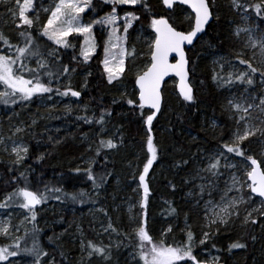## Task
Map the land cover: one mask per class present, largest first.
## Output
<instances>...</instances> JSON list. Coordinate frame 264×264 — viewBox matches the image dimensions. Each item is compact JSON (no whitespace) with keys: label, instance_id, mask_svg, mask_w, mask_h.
<instances>
[{"label":"trees","instance_id":"obj_1","mask_svg":"<svg viewBox=\"0 0 264 264\" xmlns=\"http://www.w3.org/2000/svg\"><path fill=\"white\" fill-rule=\"evenodd\" d=\"M145 2L150 6V12L145 11ZM260 2L253 0L252 5ZM101 5L96 1L87 13L97 15L110 9L108 5ZM124 8L138 13L144 27L151 28L150 20L152 13H155L157 18L163 16L170 18V22L175 21L179 30H190L192 16L190 14L185 19L183 14L189 10L181 5L175 4L172 9H166L160 0H141L134 6L118 9ZM215 10L217 15H214L204 32L185 48L195 102L184 101L177 92L176 84H166L168 80L161 89L162 111L153 121V135L160 151L158 161L154 162L147 178L151 190L148 227L150 235L159 241L164 229L171 225L173 231L166 239L174 245L185 243L186 232L191 230L194 234L193 254L196 255L200 249L215 252L220 264H264V215L254 217L258 221L256 224H244L239 219L232 220L227 227L220 225L219 228L208 229L212 234L210 238L203 245H197L203 239L202 221L193 180L212 145L225 139L230 128V122L224 118L222 111L226 89L224 85H218V79L213 78V60L221 55L234 57L241 49L228 23L230 10L218 0ZM252 10L254 17L264 24V10L259 14L254 7ZM6 17V7L0 4V31L5 35ZM30 17L46 21L47 14L43 6L34 1ZM39 28L37 24L31 29L35 42L41 50H49L51 45L40 34ZM69 39L72 41V38ZM9 40L12 42V36ZM99 40L101 45L103 40L100 36ZM74 46L75 52L72 47L56 50L58 60L56 57H45L47 67L38 70L41 81L53 89L52 93L34 96L30 101H21L17 97L15 102L9 98L5 103L0 99V138H10L16 128H21L23 131L17 134L28 146V152L19 164L14 163L15 156L0 146V202L6 194L25 184L39 192H44L45 186L48 189H61V193H46V201L35 207L36 220L29 222L25 233L18 235L21 250L17 256L2 260L8 264H34L33 256L22 251L32 248L34 243L47 253L46 257H41V264H103L99 257L89 261L87 254L81 255L77 229L84 234L85 243L93 241L110 246L112 264H127L129 254H133L136 248L130 213L122 197L131 190L133 171L137 167L142 170L146 159L147 125L144 124V118L151 110L145 108L141 115L138 107L127 104L128 98L136 99L138 103L135 75L125 73L119 84L109 85L101 65V49L98 48L89 62L83 64L80 58L72 60L74 54L78 57V46L76 43ZM3 49L6 46L0 42V54H3ZM136 51L144 52L139 45ZM36 59L25 60V70L17 74L31 79L27 69H37ZM60 61L64 65L70 64L76 71L63 74ZM48 72L52 75L49 76ZM69 84L73 90L81 92L79 98L57 94L56 89L63 92ZM246 87L252 90L254 84L246 83ZM56 98H61L60 102H56ZM67 107L71 111H67ZM102 110L111 112V115L106 116L104 132L98 136L101 125L85 123L78 117L98 119ZM212 120L217 125L213 126ZM114 134L118 141L123 138L118 150L102 149V154L95 156L93 144V149L87 151L90 143H98L99 139H108ZM42 154L43 159H38ZM93 156L95 163L92 167L97 183L102 175L111 173L99 188L94 187L83 172L74 171L77 167L86 168ZM13 177L17 180L14 181ZM58 195L60 199L55 198ZM71 195H77L78 198L73 200ZM12 205L16 207L18 203H10L8 207ZM91 208L96 216L90 213ZM173 208L176 212L170 214ZM109 220L116 231H104ZM107 235L114 237L113 243L107 240ZM15 242H1L0 247L14 245ZM236 242L246 244V248L229 250V245ZM135 258L139 259L138 255ZM140 263L143 264L142 261Z\"/></svg>","mask_w":264,"mask_h":264},{"label":"snow or ice","instance_id":"obj_2","mask_svg":"<svg viewBox=\"0 0 264 264\" xmlns=\"http://www.w3.org/2000/svg\"><path fill=\"white\" fill-rule=\"evenodd\" d=\"M105 4L111 3L113 7L111 11L106 13L104 16L98 19H93L90 23H85L82 20V15L86 13L87 9H90L92 0H54V5L44 9L47 14L46 21H41L38 17H30V12L34 10V0H14L11 7L8 8V14L16 29L19 32V37L22 40V46L20 43L12 44L9 38L0 31V42L6 46L7 50L11 53L10 55L0 54V84L4 86V91L0 92V99L7 103L8 99L19 98L21 101H30L34 96L41 94H50L53 89L47 84L41 81L38 70L45 69L47 67V59L45 57H56L58 60L55 49L41 50L40 46L36 44L35 39L32 35L31 29L37 24L40 25V34L47 37L54 45L67 49L72 47L75 52V46L71 43L69 37L83 36L84 41L80 44L79 57H82V62H87L92 58L93 53L97 49V41L93 35L94 26L101 25L110 29L108 32V38L104 42V59L101 61L103 65V72L106 76L107 83L109 85L119 84L126 71V60L131 58L133 62L136 57V49L132 48L131 51L125 46L129 36L128 30L132 27L134 20H139L140 17L136 16L133 12L124 13V24H123V35L119 34V26L117 21L120 19L118 15V6L121 5H136L141 0H103ZM174 3L177 0H163V4L168 8L172 9ZM181 5H188L194 13V22H190V30L184 31L179 30V25L175 21L170 22V18L160 16L157 18L155 13H152L150 20V27L155 34V39L148 43V62L144 65L142 70H139L135 74V86L138 89V103L136 99L128 98L127 104L130 106L138 107L143 110L147 106L151 110L150 114L144 118V124L147 125L146 141L144 153L146 159L143 162L142 170L137 167L133 171L132 182L137 183V187L133 189L134 193L139 195L137 215L130 216V223L135 225L133 229V237L136 248L133 256L139 257L135 260V264H187L188 260L193 261V264H201L193 254L194 234L191 230L186 232V242L179 245L168 243L166 237L173 231V227L169 225L167 229L161 234V239L157 241L152 235L148 227V207L150 197V185L148 176L150 170L153 169L154 162L158 161L159 157V145L155 141L153 135V121L157 118V114L162 111V95L160 84L165 76L169 72H174L176 76L180 78L179 92L184 101L194 103L195 95L193 88L187 82L188 80V69L189 59L185 53V45H192L194 38L197 37L198 33L205 30V26L209 23L212 16L209 3L207 0H178ZM232 5L237 9H244V3L242 0H232ZM254 7L257 14L264 10V0L255 5H248V8ZM145 11L150 12V6L144 3ZM241 30H237V35L240 34ZM245 32L250 30L245 29ZM247 46L253 49L252 59L256 58V50H259V56L264 66V35H261L258 39H253L250 35L247 42ZM175 54V63L169 62L171 54ZM37 58V69H27L28 74L32 77L26 79L22 73L25 70L24 61L29 58ZM77 55L72 56V60L76 61ZM239 62L247 66L248 71L239 72L235 75V80L246 82L248 85L254 83L253 74L259 72L261 75V83L264 84V71H260L257 67L253 66V63L248 59H240ZM60 65L63 68V74H69L75 72L76 69L69 65H64L60 61ZM49 76L51 72L47 73ZM88 75H91L89 73ZM217 79L216 76L213 77ZM233 75L229 73L228 80L225 83H231ZM87 78L85 77V86ZM57 94L60 96H69L79 98L81 96L80 91L73 90L71 85L65 87V90L61 92L56 89ZM126 95V94H122ZM49 99L51 97L49 96ZM255 99H259V103H255ZM116 101L114 100L113 103ZM230 109L233 110V118L235 119V128L229 142L221 146V150L213 157H210L211 163L207 167V171L215 174V171L219 168L221 160L227 161L229 157L223 151L226 149L228 154H234V157H240L244 161L245 176L251 183L248 185L251 192L258 194L260 197H264V153L262 158L258 162V159L253 155H249L250 151L247 148L246 142L255 138L258 142L264 146V96L253 98V101L247 104L238 103L233 100L228 101ZM67 111H71L70 107L66 108ZM259 113V115H254ZM111 112L102 110L98 119L92 117H78L83 119L85 123H96L101 125L99 136L104 132L103 125L105 124L106 116H110ZM215 126V125H213ZM23 129L17 128L16 132H22ZM110 137L108 139H99L98 143L95 141L89 144L87 151L93 149L95 144V156L102 154V149L118 150L123 144V138L118 141L115 138ZM87 136V134H85ZM59 144V141H56ZM7 151V149H5ZM28 149L26 147L21 148L19 145L12 147L11 153L15 155V164H19L24 159V154H27ZM95 156L88 162L86 168L81 169L77 167L74 171L77 173L83 172L87 179L93 182V186L99 188L107 178V175H111L110 172L105 173L97 183V177L94 174L92 164L95 163ZM43 159V154L38 157ZM107 160V157H105ZM182 163H187L183 161ZM179 166V165H177ZM229 167L237 168L238 164L229 165ZM138 173V176H137ZM23 177L24 174L21 173ZM13 180H17L13 177ZM240 183L243 187L244 179L237 180L233 177V185ZM175 186L173 185V188ZM48 192L61 193L60 188L48 189L45 186L44 192L33 191L27 184L22 187H17L11 193L5 195L4 200L0 202V208H7L10 203H18V206L26 210L30 217L26 216L25 221L32 222L36 220L35 207L46 201ZM80 195H83L81 193ZM56 199H60L61 196H56ZM77 195H71V199L76 200ZM239 202L236 200L230 201L224 204L219 211H214L212 216L209 217L206 213L205 219L207 220V227L209 229L220 225L227 227L233 220V218L239 217L238 211ZM103 211V210H101ZM132 211V207L129 208V212ZM176 209H171V213H175ZM259 214L264 215V207L259 209ZM107 215V213H105ZM258 221L253 217V212H249L243 220L244 224H256ZM33 227H35L33 225ZM9 225L4 223L0 227V234L7 235L9 233ZM105 232L116 231L113 227L112 221L109 220L107 227L104 229ZM210 231L203 233L204 239L200 240V244L203 245L207 239L211 236ZM127 238V237H126ZM255 240V237H252ZM232 248H246L244 243H232L229 245V250ZM19 238L14 245L0 247V260H7L8 257L17 256L20 251ZM81 250L86 252L89 261L93 257H99L103 264H112V250L110 246L97 244L93 241L84 242L81 240ZM22 251L29 253L34 258V264H41V257H46L47 253L40 249L35 243L32 248H24ZM214 264H219L218 259L214 261Z\"/></svg>","mask_w":264,"mask_h":264},{"label":"rangeland","instance_id":"obj_3","mask_svg":"<svg viewBox=\"0 0 264 264\" xmlns=\"http://www.w3.org/2000/svg\"><path fill=\"white\" fill-rule=\"evenodd\" d=\"M34 1L38 2L39 5L43 6L44 9L54 5V0H34ZM96 1H98L100 4L110 6V9L103 10V13H99L97 15L87 13L90 11V9H87L86 13L82 15V20L85 23H90L93 19H98L99 17L104 16L106 13L110 12L111 8L113 7L111 3L105 4L103 0H92V4L90 7L91 9L92 6L95 5ZM218 1H222L225 7L230 10V18L228 20V23L231 25L233 35L235 36V39L240 43L241 49L237 51L234 57L221 55L213 60L214 76H216L217 79L219 80L218 85L220 86L224 85L223 88L226 89L224 94L225 102L223 103L222 111L224 118L229 120L230 122V128L225 139L221 140L219 143L212 145L203 163V166H201V168L198 170V175L195 176L193 180L196 183L195 188L197 193V203L201 206L200 215L202 221L201 228H202L203 239H204L203 233L208 231L209 229L207 227V220L205 219L206 213L208 214L209 217H211L212 213L214 211H219V209L223 207L224 204L236 200L239 202L238 204L239 217L233 218V221H237L239 219L244 220V217L249 212H253V217H256L259 214V209L264 207V201L257 194L252 193L250 188L248 187V185L251 182L246 179L245 170L243 167L244 161L242 158L240 157L233 158L234 154H228L226 152V149H223V151L227 154L229 159L227 161L223 159L221 160L220 166L215 171V174L206 170L208 165L211 163L210 157H213L216 154H218V152L221 150V146L229 142L233 132L236 130L235 119L233 118V110L230 109L228 105V101L233 100L238 103L247 104L252 102L253 98L264 96V84L261 83L262 77L259 74V72L253 74L254 87L252 90L247 89L246 82L235 80L236 74H238L239 72L248 71L247 66L239 62L240 59H248L250 60L251 63H253L254 67H257L260 71H264V66H262V61L259 56V50L258 49L256 50L257 53L256 58L252 59L253 49L247 46V42L249 40L250 35L253 37V39H258L261 35H264V24H261L260 21H258V19L254 17L252 8H248V5H252L253 0H242V3H244L245 8H247V11H245L244 9H237L236 7H234L232 5V0H218ZM207 2L209 3L210 9L214 17V15H217V12L215 10V5L217 3V0H211V2L207 0ZM12 3H14V0H0V4H4V6L6 7V15H7L6 17L7 25L5 27L6 35H8L9 39H11L12 36V42L14 44H17L20 43V41L22 40L19 37V32L16 29L15 24L12 23L11 18L8 14V8L11 7ZM130 6H134V5H121L118 6V8L130 7ZM117 11L120 17V19L117 21V24L119 26V34L123 35L124 13L132 12V11H128V9L125 8L122 10L117 9ZM134 14L140 17L138 13H134ZM190 14L191 13L189 11L187 14L184 13L183 14L184 18L187 19ZM191 16L193 19L192 14ZM140 22L141 19L133 21L132 27L129 28L128 30L129 39L125 46L129 51H131L133 47L137 49V46L139 45L141 49L144 50V52L141 51L140 53H137L136 51V57L134 62L131 58H128L126 60V67H127L126 74L135 75L137 71L142 70L144 68V65L148 62L147 58L149 56L148 43H146L145 41L147 40L148 42H151V40L155 39V34L153 33V30L151 28L144 27ZM238 29L241 30L239 35H237ZM245 29H248L250 31L245 32L244 31ZM109 31L110 29L103 27L101 25L94 26L93 35L97 41L96 51L98 50V48L101 49L102 51L101 61L104 59V42L108 38ZM9 33L11 34V36H9ZM99 36L101 37V40H103L101 45L99 43L100 42ZM44 38L51 45L48 49H55V50L60 49V47L54 45L51 41H49L47 37ZM69 38H72L71 42L74 45L75 43L77 44L78 58H80V60L82 61V57H79V51H80V44L83 43L84 37L74 36ZM3 54L10 55L11 53L6 48L3 49ZM229 73L233 75V79L231 83H225V81L228 80ZM166 84L167 85L175 84V79L174 78L169 79L166 82ZM3 87L4 86L0 84V92L4 91ZM72 98H76V97H72ZM60 100L61 98H56V102H60ZM255 103L258 104L259 99H255ZM254 115H259V113H255ZM212 125H217L215 120H212ZM17 145H19L21 148L26 147L28 149L27 144L23 139H21L18 136L17 132H13L10 138H6V137L0 138V146L3 149H7L10 154H12L11 153L12 147ZM245 146L250 149L248 154L253 155L255 158L258 159L259 162L262 158V153H264V146H262V143L258 142L255 138H253L249 142H246ZM12 155L15 156L14 154ZM25 156L26 154H24V158ZM232 164H238L240 166L239 170L237 168L229 167V165ZM261 166L262 168H264V164H262ZM233 177H236L237 180L243 178L244 179L243 187H241L240 183H236L235 185H233ZM137 183L130 184L131 190L127 195L125 194L124 197H122L123 202L127 205L128 210L130 207H132V211L129 212L130 213L129 218L130 216L137 215L139 195L133 192V189L137 187ZM190 194L192 195L193 193ZM90 213L92 214L94 213V216H96L93 208H91ZM26 216L30 217V214L26 210L20 208L19 206L14 207L12 205V207L0 208V227H2L4 223H7L10 229L7 235L0 234V243L4 242L5 244H9L15 242L19 234L25 233V231L30 226L29 222L25 221ZM131 226L133 231L135 225L131 224ZM76 234L79 239V242L81 243L84 234L78 229L76 230ZM106 238L108 241L113 243L114 237H112L111 235H107ZM197 245L200 246V240L198 241ZM81 255L82 256L86 255V252H82L81 250ZM195 256L197 260L201 262V264H214V261L217 259L220 264V259L218 255H216L215 252L212 251H205L204 249H200L198 250ZM135 260L138 259L135 258L133 254H129L127 258V264H135ZM0 264H8V263L1 260ZM187 264H193V261L188 260Z\"/></svg>","mask_w":264,"mask_h":264},{"label":"water","instance_id":"obj_4","mask_svg":"<svg viewBox=\"0 0 264 264\" xmlns=\"http://www.w3.org/2000/svg\"><path fill=\"white\" fill-rule=\"evenodd\" d=\"M160 1H161L162 5H163L166 9H168V8L163 4V0H160ZM175 4H177V5H181V4L178 3V0H177V3H174V5H175ZM174 5H173V6H174ZM181 6L187 8V9L189 10V12L193 15L192 22H194V13L192 12L191 8H190L188 5H181ZM210 10H211V9H210ZM211 12H212V11H211ZM212 20H213V14H212V16H211V18H210L209 23H210ZM209 23H208V24H209ZM208 24H207V25H208ZM207 25H206V26H207ZM206 26H205V27H206ZM203 32H204V31H203ZM203 32L198 33L196 38H198ZM153 33H154V32H153ZM196 38H194V41H195ZM188 46H189V45H185V48L188 47ZM185 53H186V51H185ZM186 56H187V54H186ZM173 57H175V54H174V53L171 54L170 57H169V62H170V63H175V62H176V59H174ZM187 69H188V80H187V82H188L189 85L192 87V85H191V83H190V79H189V77H190V75H189V64H188V66H187ZM171 78H174V79H175V84H176L177 92H178L179 95H180V92H179L180 78H179L178 76H176V74H175L174 72H169L168 75L164 77V79L161 81L160 88L162 89L163 84H164L167 80H169V79H171ZM135 87H136V86H135ZM136 90H137V98H138V89L136 88ZM180 96H181V95H180ZM145 108H147V106H146ZM147 109H149V108H147ZM250 182H251V181H250ZM257 195H258V194H257ZM259 197H260V196H259ZM260 198L264 201V197H260ZM37 206H38V205H37Z\"/></svg>","mask_w":264,"mask_h":264}]
</instances>
